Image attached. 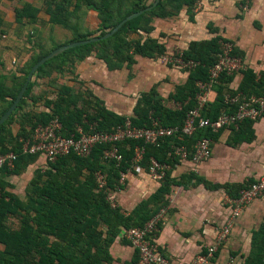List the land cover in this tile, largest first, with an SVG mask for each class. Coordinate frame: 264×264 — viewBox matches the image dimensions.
Returning a JSON list of instances; mask_svg holds the SVG:
<instances>
[{
	"label": "trees",
	"instance_id": "1",
	"mask_svg": "<svg viewBox=\"0 0 264 264\" xmlns=\"http://www.w3.org/2000/svg\"><path fill=\"white\" fill-rule=\"evenodd\" d=\"M46 12L50 14L52 23L66 26L62 18L69 0H45ZM75 9L80 4L88 10L97 13L98 30L103 35L114 28L128 15L150 6L148 0H74ZM199 0H160L150 11L126 22L115 34L106 40L89 43L67 49L63 53L47 60L35 72V78H47L48 69L58 60L64 61L68 54L76 53L80 62L96 52V59L103 61L108 70H116L126 65L130 68L136 63V56L147 59H158L165 55V45L150 37L154 30V19H167L177 15L184 7L188 20H194V7ZM53 7V8H52ZM39 9L29 3L14 10L16 23L23 20H36ZM2 19L0 18V27ZM130 34H144L143 40L130 39ZM90 35L80 36L73 41L85 40ZM221 42H231L220 36L209 40L193 41L188 48L182 50L176 57L184 63L192 62L191 68L182 70L187 73L183 85L177 86L168 98L178 104L175 109L163 105L156 86L153 85L146 93L140 94L133 108L132 116L116 114L103 106V103L92 97L87 102L90 112L80 106L79 97L74 95L71 87L61 85L55 98L46 100L44 105L48 112H22V106L29 99L33 104L35 97L32 88L35 81L29 82L23 98L15 111L0 125V154L14 152L17 158L11 169L0 168V264H112L110 247L116 238L124 231L145 225L160 210L167 208L166 198L173 186L187 188L188 186L203 185L207 190L224 189L231 199H238L240 192L248 188L254 181L247 180L242 184H214L205 177L194 172L182 174L178 179L171 177V168L180 160L174 155V148L184 147L188 151L187 160H191L195 145L202 139L214 142L220 134L228 129L230 134L227 144L235 147L254 139L253 124L256 121L245 120L237 128H222L213 133L209 128H198L190 136L177 133L161 141L158 146L144 144L136 140H124L116 143L120 161L104 159L103 152L108 145L98 144L86 157H78L73 153L62 156L53 164H47L44 169H36L28 182L30 189L25 192V200L5 189V178L20 175L29 165L34 164L39 155L23 154L20 140L27 139L33 130L46 125L52 118L57 117L62 125V136L69 137L75 133L77 126L88 131V125H94L96 131L109 132L122 126L126 121L134 128H149L153 121L161 126L183 125L187 113L197 105L196 96L199 93L198 83H206L209 79V69L219 60L222 53ZM50 52V51H49ZM49 52L33 59L26 71L14 77L10 86L0 81V117L9 108L21 89L31 67ZM231 54L239 57L234 47ZM75 64V63H74ZM73 64V66H74ZM243 78L236 90L228 85L233 81L235 73H222L213 85L215 92L213 102H207L201 110V117L215 120L222 110L229 108L225 104V95L234 96L241 93L244 96H260L264 92V82L253 71L242 69ZM9 100H6V99ZM84 101V100H83ZM82 101V102H83ZM18 117V118H17ZM18 122L19 130L16 135L11 132L12 123ZM142 146L144 157L141 165L147 168L150 158L168 166L157 190L146 200H142L130 213L125 214L119 206H112L107 200L109 192H117L123 188L119 183L120 174L127 173L131 168L134 148ZM96 174L105 178V188L99 189ZM5 184V185H3ZM10 218H18L19 226L11 229L7 225ZM162 224L158 225V232ZM123 245L131 244L123 238ZM215 255V254H214ZM122 264H139V254L134 249L130 261ZM243 264H264V223L252 232L251 248Z\"/></svg>",
	"mask_w": 264,
	"mask_h": 264
},
{
	"label": "crops",
	"instance_id": "2",
	"mask_svg": "<svg viewBox=\"0 0 264 264\" xmlns=\"http://www.w3.org/2000/svg\"><path fill=\"white\" fill-rule=\"evenodd\" d=\"M200 1L202 10L198 11L197 8L194 10L193 22L188 20L185 10L187 22L191 24L189 30L184 32L178 26H175L176 30L174 32H179V37L184 36L186 39H189L188 36L191 38L204 36L202 40H209L215 36H220L230 40L234 44L236 52L240 55L238 58L241 60L244 69L253 71L256 80L260 78L264 82V0H199L198 2ZM11 3L12 0H0V18L2 19L0 31L4 27L15 28L14 10L19 7H15ZM153 27L152 32L154 34L150 37L157 39L167 49L168 44L172 42L171 38H174V36L169 38V34L173 33L169 28L170 25L166 26V23L158 22ZM2 37L5 38L6 35ZM191 38L187 48L193 41H202ZM134 65H136L134 70L139 72L136 73L134 81L127 84V76L130 75V70ZM137 65L136 59V63L130 68L123 65L120 69L108 70L103 61L86 58L74 64L75 76L70 84L64 82L61 85L71 87L73 94L79 97V102L84 100L83 92L86 91V93L91 94V97L100 100L106 109L119 115L132 116L133 108L140 94L148 92L153 85H157L156 90L162 98L160 91L165 87L161 88L160 86L168 85L167 94L169 95L174 93L175 88L183 85L187 79V73L180 72L178 75V72H172L170 73L171 82L167 84L162 82V79L167 77L166 72L160 76L157 70L146 67V69L139 70ZM16 75L20 76V73ZM242 78V73L235 74L228 88L236 90ZM33 80L35 86L32 88V93L39 99L35 104L28 99L22 106V112H48L44 105L45 100H42V90L50 88L48 79L34 78ZM75 82L80 89L72 88ZM41 83L42 85H40ZM98 83H101L102 89H99ZM38 87L42 90L40 91ZM79 90L82 91V95L77 94ZM131 94L136 96L134 100L129 97ZM207 99L208 102H213L215 92H209ZM0 104L3 107L5 102H0ZM176 105L178 107V104ZM16 126L19 130V124ZM253 129L254 139L235 147L227 144L230 131L228 129L224 130L218 139L212 142V153L209 159L197 164L189 160L179 161L171 168V177L178 179L182 174L194 172L214 184H242L249 179L255 182L264 175V119L255 122ZM11 132L16 135L18 131L14 132L11 129ZM231 150L238 154L227 153ZM37 163L45 164L44 157L40 156L34 164L29 165L20 175L9 176L5 178V181L10 182L11 177L23 175ZM32 177L33 174L28 182ZM159 185L160 183L153 181L148 176L146 167L140 164L139 168L126 173L123 188L114 193L117 195V206L125 214H128L142 200L150 197ZM5 189L19 196L13 185L5 186ZM166 198L169 204L166 208L165 220L156 239L157 244L170 264H190L200 252L205 251L208 246L215 242L216 230L213 229L214 227L211 224L228 219L233 205L230 204L224 207L223 200L228 199L230 201L232 199L226 195L224 189L211 191L203 185L188 186L187 188L173 186ZM256 200L258 202L263 200L264 202V197ZM255 207L256 204L251 205L245 212L243 208L234 225L243 216L250 219L255 218L262 209L261 206L258 209ZM242 214L243 216H241ZM258 227L250 230L247 247L240 244V239L233 237L218 247L208 264H229L230 262L236 264L239 260L238 264H243L244 259L250 252L252 232L257 230ZM123 238L122 232L110 247V254L116 260L112 264H122V262L130 261L133 257L134 249L131 246L123 245L121 242ZM2 249L3 247L0 244V250Z\"/></svg>",
	"mask_w": 264,
	"mask_h": 264
},
{
	"label": "built area",
	"instance_id": "3",
	"mask_svg": "<svg viewBox=\"0 0 264 264\" xmlns=\"http://www.w3.org/2000/svg\"><path fill=\"white\" fill-rule=\"evenodd\" d=\"M222 53L218 62L209 69V79L206 83H198L199 93L196 96L197 105L191 109L181 126H161L153 121L149 128H134L130 122L126 121L124 125L118 126L109 132L96 131L94 125H88V131L82 126L75 128V133L69 137L62 136V125L57 117L52 118L46 125L39 126L33 130L31 135L20 140L21 152L29 155L43 156L45 164H53L58 158L75 154L78 157H86L90 154L93 147L98 144L108 145L109 148L103 152L104 159H114L120 161L116 143L124 140L141 141L144 144L158 146L161 141L177 133L190 136L198 128H209L213 133L222 128L234 127L245 120L256 121L264 119V92L260 96H244L237 93L234 96L225 95V104L229 108L222 110L215 120H209L201 117L200 113L204 105L208 102L207 95L212 92L213 85L218 81L220 75L225 73L231 75L244 69L241 60L231 54L234 44L232 42H221ZM181 69L191 68L192 62L184 63L179 57H176ZM212 142L204 138L194 147V153L190 162L197 164L210 158L212 153ZM188 151L184 147L174 148V155L179 157L180 161H186ZM144 148L136 146L131 161V168L128 171L139 168L143 162ZM17 158L14 152L0 154V168L7 167L11 169ZM168 166L150 158L147 164V174L155 182L160 183L163 179ZM127 171V172H128ZM126 173L120 174L119 183L123 184ZM96 182L99 189L105 188V178L101 174H96ZM115 192L107 194V200L112 206ZM264 197V175L252 183L248 188L240 192V197L233 202V208L230 216L224 224L216 229L215 242L200 252L194 259L193 264H208L214 256L219 246H221L231 235L234 222L240 215L243 208L249 202ZM166 210L162 209L145 225L138 228H131L123 231V237L136 249L139 254V264H170L164 252L156 241L158 225L165 220Z\"/></svg>",
	"mask_w": 264,
	"mask_h": 264
},
{
	"label": "rangeland",
	"instance_id": "4",
	"mask_svg": "<svg viewBox=\"0 0 264 264\" xmlns=\"http://www.w3.org/2000/svg\"><path fill=\"white\" fill-rule=\"evenodd\" d=\"M152 0H148L147 4L151 3ZM38 8L40 11L37 14L36 20H23L22 22H18L15 25L14 29L3 28L2 31H0V81L3 82L6 86H10L12 83V80L14 77H16V74H23L27 67L31 64L33 59L39 55H43L49 51H52L53 49L73 42L76 38L80 36L90 35L88 37H94L101 34V31L98 30V24L99 19L97 16V13L91 10H88L86 6L83 4H80L79 8L75 9V1L69 0L66 4L67 8L65 12L61 15L62 18L67 22L66 26L57 25L51 22L50 20V14L46 12L47 8V2L45 0H12L11 4H14L15 7L21 8L24 4L29 3ZM53 8V7H52ZM197 8V9H196ZM201 1L196 4L194 7V10L201 11ZM185 7L177 14L172 17H169L167 19H154L153 25L160 22V23H166V26L170 25V30L173 31V33L169 34V38H171V43L168 44V47L166 49V53L163 57L154 59V60H148V59H142L139 56H136L137 59V68L140 69H146L150 68L153 70H157L161 76L164 72L167 74V77L162 79L164 83L170 84L171 82V75L172 72H178L179 75L180 72H182L183 69H181L182 65L180 64L179 60L176 58V54H179L182 50L187 48V44L189 43V39L185 38L184 36L179 37V32H174L175 26H178L180 30L186 32L191 27V24L187 22V18L185 16ZM154 32H151L150 36L153 35ZM6 35L5 38L2 36ZM204 36H198L193 37L191 39L195 40H202ZM130 39L134 40H143L145 38L144 34H130ZM96 52H93L88 59L95 58L96 59ZM77 61V54L72 53L68 54L64 57V61H57L55 63H52L50 66L46 67L48 69L47 72V79L49 82V89H41L39 90L42 92V100H52L55 98V95L57 94L59 88L61 87V84L65 82V84H70L72 81V78L74 79V73H75V66H73L74 63ZM136 65H134L130 70V75L127 76V84L134 81V78H136V73L138 74V70H134ZM146 67V68H145ZM238 73V72H237ZM236 73V74H237ZM22 78V75L19 76V81H16L15 84H18L20 82V79ZM35 78V74L33 75L32 80ZM63 81V82H62ZM42 85V83L40 84ZM97 86H99V89H102L101 83H98ZM165 87L160 91L162 94L163 99V105L167 108H176L177 105L174 104L172 100L167 98V92H168V85L160 86ZM72 88L80 89L78 85L73 84ZM160 90V89H159ZM82 91H78V95H82ZM44 93V94H43ZM83 95L85 96L84 101L80 100V106L82 108H85L86 111L90 112L89 109L85 106H87V102H90L92 100L91 94L86 93V91L83 92ZM131 99H135L136 96L134 94H131L129 96ZM41 100V101H42ZM2 104H0L1 106ZM18 118V117H17ZM18 122L14 123L11 126V129L14 130V132L18 131V127L16 126ZM212 148V147H211ZM227 150V149H226ZM227 152V151H226ZM227 153L230 154H238L234 151H228ZM45 164L43 163H37L36 165L30 167L23 175L18 177H11L9 180L10 182L6 181L7 185H13L15 188V192L20 196L22 199H26L25 192L27 187V182L30 179V177L33 174V171L36 169H44ZM5 185V184H3ZM30 187H27V192L29 191ZM119 191V190H118ZM233 200L228 201V199L223 200V206L226 207L228 205H233ZM113 203L117 205V195L115 194ZM256 204V209H258L261 206L260 212L256 215L255 218L250 219L247 216L244 217L243 214L246 211V209L249 206H253ZM243 216L238 219L234 225L233 231L231 235L228 237V239L224 242L226 243L231 238L236 237L240 239V244L247 247L248 242V236L249 232L252 229H256L260 222L264 223V202H258V200H253L249 202V204L246 205V207L243 210ZM225 220L222 222H213L211 225L214 227L213 229H218L224 224ZM7 225L11 229H16L19 226V220L18 218H10L7 221ZM238 225V230H237ZM118 238V237H117ZM116 238V239H117ZM223 243V244H224ZM195 259V258H194ZM193 262V261H192ZM192 262L190 264H192ZM240 262V260H239ZM238 261L236 264L239 263ZM229 264H234V262H230Z\"/></svg>",
	"mask_w": 264,
	"mask_h": 264
},
{
	"label": "water",
	"instance_id": "5",
	"mask_svg": "<svg viewBox=\"0 0 264 264\" xmlns=\"http://www.w3.org/2000/svg\"><path fill=\"white\" fill-rule=\"evenodd\" d=\"M160 0H154V2L150 5L147 6L145 9L139 10L137 12H134L130 15H128L127 17H125L123 20H121L114 28H112L111 30L107 31L106 33H104L101 36H94L85 40H77V41H73L64 45H61L55 49H53L52 51H50L47 55L43 56L42 58H40L29 70L26 79L21 87V89L19 90L18 94L16 95L15 99L13 100V102L11 103V105L9 106V108L5 111V113L0 117V125L3 124L8 118L9 116L15 111L17 105L19 104V102L21 101V99L23 98V95L25 93V90L29 84V82L32 81L33 75L35 74L36 70L43 65L47 60L63 53L64 51H66L67 49H71L74 47H78L81 45H85V44H89V43H95L98 41H102V40H106L109 37H111L113 34H115L126 22L142 15L144 12H148L151 9H153Z\"/></svg>",
	"mask_w": 264,
	"mask_h": 264
}]
</instances>
